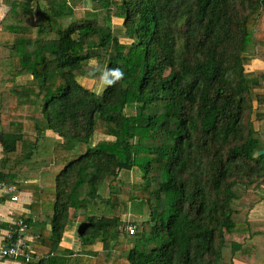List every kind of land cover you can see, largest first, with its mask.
Listing matches in <instances>:
<instances>
[{"label": "trees", "instance_id": "16d2710c", "mask_svg": "<svg viewBox=\"0 0 264 264\" xmlns=\"http://www.w3.org/2000/svg\"><path fill=\"white\" fill-rule=\"evenodd\" d=\"M84 1H4L1 31L13 40L0 42V178L32 159L47 131L58 163L67 161L55 196L42 192L47 213L37 219L50 233L25 264H235L249 242L226 241L249 227L241 200L264 201L253 124L264 128V113L252 97L264 100V75L245 71L264 0H96L107 16L95 7L79 17ZM111 67L121 81L88 86ZM24 76L32 82L19 85ZM97 132L112 139L93 145ZM134 169L142 182L121 176ZM134 204L149 216L126 223ZM77 222L72 252L61 242Z\"/></svg>", "mask_w": 264, "mask_h": 264}, {"label": "rangeland", "instance_id": "374dc122", "mask_svg": "<svg viewBox=\"0 0 264 264\" xmlns=\"http://www.w3.org/2000/svg\"><path fill=\"white\" fill-rule=\"evenodd\" d=\"M13 1V0H12ZM95 7H97V12L99 13H103L105 16H107V11L104 9H101V6L99 5V2H96V0H85L84 2H82L78 8H77V16L79 17H83L86 15V12L92 11L93 9H95ZM10 9V7H8V5H0V42H12L13 40V36L9 33L4 34V32L1 31L2 27H1V21L2 19L5 17L6 13L8 12V10ZM112 22V21H111ZM114 31L116 32H121L123 31V21L119 20V19H113L112 22ZM122 42H126L123 41ZM6 61H3L2 64H6ZM95 63V62H92ZM95 65V64H94ZM104 68H99V70L101 72H103ZM10 77V76H9ZM80 82L82 84H86L87 80L86 78H79ZM32 82V78L31 77H21L18 80V84L19 85H25L28 83ZM89 87H91L92 89L96 90V91H102V89L104 88L103 85L97 81H90V83L88 84ZM105 89V88H104ZM253 100L256 99L255 94H252ZM254 107V104H253ZM254 113L257 115V113H259V111L261 109L259 108H253ZM263 111V110H262ZM127 113L130 114H135V112H129L127 111ZM253 124H254V128L257 132L256 137L259 138L262 143H264V128L261 126V121L258 117H254L253 120ZM263 128V129H262ZM1 129V126H0ZM262 129V130H261ZM27 131H31V129H27ZM50 132V131H48ZM32 134V133H30ZM49 137V136H47ZM104 139H112V137H107L99 132L95 133L93 140H92V144L95 145L97 142H99L100 140H104ZM41 144L38 147V149L35 151V154L33 155L32 159L23 164L20 165L18 167L14 168L13 174L16 175L19 180L18 182L21 185V188L23 191L28 192V193H32V191H34V198L40 200L42 197V192L44 193L45 197L51 198L55 196V190H56V176L61 172V170L64 168L65 164L67 161H62V163H58L60 162L62 157H58L57 155L53 154L52 152V146H54V141L51 140L50 138H43L41 140ZM5 157V154L3 153V150L1 148L0 150V165H1V160ZM65 162V163H64ZM10 165H8L9 167ZM121 176L123 177L124 180L131 182V183H140L142 182V174L139 171V169H134L131 172H121ZM25 181H28L29 184H24ZM42 191V192H41ZM101 192L104 196H107L109 194V189L108 186H105L101 189ZM27 196H24L23 199H27ZM33 198V199H34ZM44 200L45 198L42 197ZM42 200V199H41ZM259 203V202H258ZM241 204L244 207H249V211H248V215H254V216H258V217H263L264 216V205L260 206V207H256L253 211V209L251 210L252 206L255 204L251 201V199H249V197H244L241 200ZM24 205V204H23ZM28 202H25L24 207L25 208H29L28 207ZM131 209H130V214L125 217V222L127 223V221H131L132 220H144L149 216V208L147 204H134L131 205ZM243 210H247V209H243ZM47 211V210H45ZM45 213L47 212H43L41 213L44 217H46ZM50 213H51V208H50ZM250 213V214H249ZM124 218V217H123ZM263 222L259 225V223L257 225L252 224L251 225V236L253 235V238L251 237V240H249V242L247 243V245L245 244L244 247H242L241 249H239L236 253L235 256V260H240L241 257L243 256L242 251L246 248L249 247L248 249H250L251 251L256 250L257 251V258L261 261V264H264V219L262 220ZM79 222H77L76 224L73 225V227L69 228V232L74 228V232L77 233L78 230V226ZM240 231L234 234H226V241L229 242H235V243H243L245 241V238H243L246 233H242L241 230H244V226H240ZM42 230H47L48 232L50 231V226H45L42 224H38L36 222H31L30 224V230H29V234L33 237L35 236H39V234L41 233ZM258 231H260L261 233H257ZM50 233V232H49ZM48 233V234H49ZM243 236V237H242ZM247 236V235H246ZM36 241V239H35ZM34 241V242H35ZM81 246H78L76 248V251L80 250ZM248 251V250H247ZM79 255V254H78ZM76 256L74 258H78L79 256Z\"/></svg>", "mask_w": 264, "mask_h": 264}, {"label": "crops", "instance_id": "0c3cea01", "mask_svg": "<svg viewBox=\"0 0 264 264\" xmlns=\"http://www.w3.org/2000/svg\"><path fill=\"white\" fill-rule=\"evenodd\" d=\"M254 40H256L259 43V45L249 46L248 56L250 60H249V64L245 68L246 69L245 71L247 74L252 76L264 75V26L262 25L261 22L259 23L258 29H256L254 32ZM253 103L255 108L261 109L259 111V114L262 115L264 113V100H260L256 98L253 101ZM53 137L54 136L51 131L46 132V138H53ZM261 144L264 146V143H262V141ZM1 148L2 146H1V138H0V150ZM10 177L11 178H9L8 181L16 183L19 188L20 200L18 202L13 203L6 198L0 197V243L2 244H5L7 242L6 239L7 234L10 230H12V228L14 227V223L19 218H24L26 220L30 219L31 222L34 221L39 224L40 222L37 218H39L41 213L43 212V209L41 208L43 199L41 198L42 200L41 199L38 200L34 198V191H32V193L23 191L20 183L18 182L19 178L16 175H14V177L13 176ZM24 184H29V182L25 181ZM24 196H27L28 198L23 199ZM26 201L28 202L29 208L24 207ZM262 205H264V201L255 203L252 206L251 210L253 209V211H255L254 209L257 206L260 207ZM263 219L264 216L258 217L254 215L251 216L249 215V222H248L249 227L248 226L244 227V230L242 231V233H246L247 236L245 235L244 237L243 236L242 237L245 238V240L247 239L249 241V238L251 237V225L252 224L257 225L258 223L260 225L263 222L262 221ZM30 224H29V230H30ZM29 236L33 241H35V239L38 237V236L33 237L30 234ZM80 245L81 244L79 238L77 236V233L74 232V228L70 232L69 230L66 232L61 242L62 248L68 249L72 252H76V248ZM1 264H25V263L21 260L12 259V260H5ZM235 264H261V261L256 257V255H253V252L248 250L243 253V256L241 257L240 260L238 261L235 260Z\"/></svg>", "mask_w": 264, "mask_h": 264}, {"label": "built area", "instance_id": "2783aa9c", "mask_svg": "<svg viewBox=\"0 0 264 264\" xmlns=\"http://www.w3.org/2000/svg\"><path fill=\"white\" fill-rule=\"evenodd\" d=\"M4 1L0 0V4L4 5ZM19 194V188L16 183L0 178V197L15 203L20 200ZM125 230L132 235L135 233L136 228L134 225L128 223L125 226ZM28 233L29 224L26 219L19 218L14 223L12 230L7 234V242L5 244L0 243V264L5 260L12 259L30 263L34 259V241Z\"/></svg>", "mask_w": 264, "mask_h": 264}, {"label": "clouds", "instance_id": "9594fccd", "mask_svg": "<svg viewBox=\"0 0 264 264\" xmlns=\"http://www.w3.org/2000/svg\"><path fill=\"white\" fill-rule=\"evenodd\" d=\"M124 76L125 73L120 67H111L100 74L99 80L103 85L112 86L121 81Z\"/></svg>", "mask_w": 264, "mask_h": 264}, {"label": "water", "instance_id": "95a60500", "mask_svg": "<svg viewBox=\"0 0 264 264\" xmlns=\"http://www.w3.org/2000/svg\"><path fill=\"white\" fill-rule=\"evenodd\" d=\"M40 20H41V18H40V16H38V18H37V22L40 23ZM259 154H260V155H263V154H264V151H260Z\"/></svg>", "mask_w": 264, "mask_h": 264}]
</instances>
